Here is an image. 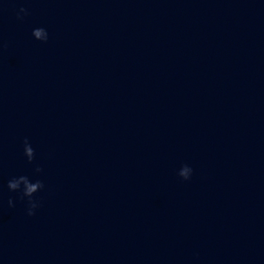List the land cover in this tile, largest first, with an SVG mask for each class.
I'll use <instances>...</instances> for the list:
<instances>
[{"label":"clouds","instance_id":"clouds-1","mask_svg":"<svg viewBox=\"0 0 264 264\" xmlns=\"http://www.w3.org/2000/svg\"><path fill=\"white\" fill-rule=\"evenodd\" d=\"M29 14L28 9L21 7L17 11V19L22 20L25 16ZM32 36L34 39L41 41V42H47L49 39V34L47 30L43 27H37L32 30ZM4 45L0 43V47H3ZM23 154L27 159V162L31 164L35 159V150L28 141L27 138H25L23 142ZM35 173H41L43 169L39 166H37L34 169ZM193 173V169L188 166L187 164H184L179 169L177 175L181 177L183 180L187 181L191 178ZM45 187L44 182L40 179L32 180L27 175H19L14 176L10 178L7 182V188L9 191L12 192H18L20 194V199L22 201H26V214L28 216L35 215V211L40 207V201L35 198V194L43 190ZM8 206L14 207V202L10 198L8 200Z\"/></svg>","mask_w":264,"mask_h":264}]
</instances>
